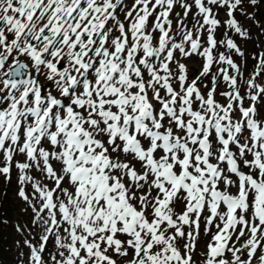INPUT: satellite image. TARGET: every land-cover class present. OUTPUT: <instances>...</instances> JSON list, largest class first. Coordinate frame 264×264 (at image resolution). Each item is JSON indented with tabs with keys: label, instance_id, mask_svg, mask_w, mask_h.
<instances>
[{
	"label": "snow or ice",
	"instance_id": "6c2138e0",
	"mask_svg": "<svg viewBox=\"0 0 264 264\" xmlns=\"http://www.w3.org/2000/svg\"><path fill=\"white\" fill-rule=\"evenodd\" d=\"M244 3L0 0V177L30 210V264H264Z\"/></svg>",
	"mask_w": 264,
	"mask_h": 264
},
{
	"label": "rangeland",
	"instance_id": "374dc122",
	"mask_svg": "<svg viewBox=\"0 0 264 264\" xmlns=\"http://www.w3.org/2000/svg\"><path fill=\"white\" fill-rule=\"evenodd\" d=\"M254 6V15H260V13L257 12L258 9L262 8L264 6V1L257 0L256 5H251L245 0L244 8L246 9V6ZM179 11V9H177ZM237 14V13H236ZM226 15L224 14V11L221 10L219 14V19L225 18ZM227 18V17H226ZM248 18L246 17V20ZM241 23H243L242 19L240 20ZM224 32V28H220L218 30L217 36L218 38H222L221 34ZM231 33V32H230ZM233 40L238 42V38L236 35L231 34L230 35ZM242 43L244 45V54L246 55L247 64H246V71L245 75H247L248 72H250L253 69V65L255 63V60L252 58L253 55H257L262 52L261 48L264 46V23L261 26H258L256 28H252L250 31V38ZM263 42V43H262ZM262 43V44H261ZM191 64L189 67L191 68ZM8 189V194H6V200H8L5 204L6 206L10 205V209L12 210L11 213L14 214V218L19 222L20 218L21 221H23L20 225L22 226V233L21 236L14 241V249L12 248L14 254L12 257L8 258L9 261L4 264H30L29 260V248L25 245L24 241L25 239H32V235L34 233L32 232L31 227V213L29 211H24L26 208V205L20 200V198L17 196V186L15 180L11 182V184H6L4 179L0 177V200L1 197L4 195L5 190ZM13 200V201H12ZM24 219V220H23ZM20 242V243H19ZM19 243V244H18ZM19 246V247H18ZM204 248V240L201 239L200 244V250L202 251Z\"/></svg>",
	"mask_w": 264,
	"mask_h": 264
},
{
	"label": "trees",
	"instance_id": "16d2710c",
	"mask_svg": "<svg viewBox=\"0 0 264 264\" xmlns=\"http://www.w3.org/2000/svg\"><path fill=\"white\" fill-rule=\"evenodd\" d=\"M6 194H8V191L4 192L0 200V264H4L8 259L13 244L12 237L17 238V234L13 230L15 216L11 213V206L5 204L8 201L6 200Z\"/></svg>",
	"mask_w": 264,
	"mask_h": 264
}]
</instances>
